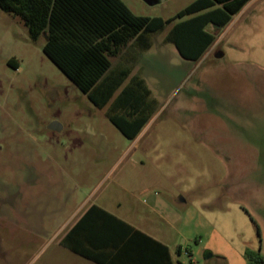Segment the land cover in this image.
Segmentation results:
<instances>
[{"label":"rangeland","instance_id":"obj_1","mask_svg":"<svg viewBox=\"0 0 264 264\" xmlns=\"http://www.w3.org/2000/svg\"><path fill=\"white\" fill-rule=\"evenodd\" d=\"M121 1L163 19L190 4ZM169 29L135 52L157 106L128 140L45 56L46 33L34 42L0 10V264H58L89 205L164 242L172 264H264V0L198 62L164 43Z\"/></svg>","mask_w":264,"mask_h":264},{"label":"trees","instance_id":"obj_2","mask_svg":"<svg viewBox=\"0 0 264 264\" xmlns=\"http://www.w3.org/2000/svg\"><path fill=\"white\" fill-rule=\"evenodd\" d=\"M247 1L217 7L213 0H195L170 19L136 16L121 0H0V10L18 16L32 41L46 33L45 56L96 108L106 109V118L124 137L134 140L150 121L157 101L146 81L132 76L131 66L114 70L112 60L128 47L150 50L153 36L170 26L164 43L173 44L183 60L198 62L216 43L208 27L224 28ZM96 213L103 215L102 223L87 229V219ZM82 231L86 241L76 243L73 238ZM257 233L261 236L258 226ZM136 244L172 264L167 246L97 205L90 206L62 242L96 264H121Z\"/></svg>","mask_w":264,"mask_h":264},{"label":"crops","instance_id":"obj_3","mask_svg":"<svg viewBox=\"0 0 264 264\" xmlns=\"http://www.w3.org/2000/svg\"><path fill=\"white\" fill-rule=\"evenodd\" d=\"M190 2L188 3H192L195 0H189ZM215 2V4L217 5V7H222L225 4L234 2L236 0H213ZM254 0H248L246 2V4L242 7V9L236 14L239 15L241 14L244 10H246V8L253 2ZM150 4L152 5H156L159 4L161 2V0H149ZM189 5V4H188ZM235 15V16H236ZM234 17V16H233ZM221 29H217L214 26H209L208 27V31L214 33L215 35L220 31ZM217 31V32H216ZM128 53L126 55V53L122 52V54H120V56H118L117 58H114L112 60V68L114 70H116L117 68L120 67H124V66H131V63L135 61V52L136 50L134 48L128 47ZM136 55L138 56V53L136 52ZM144 79V78H143ZM145 80V79H144ZM144 129V128H143ZM143 131V130H142ZM141 131V132H142ZM141 134V133H140ZM139 134V135H140ZM139 135L137 136V138L139 137ZM136 138V139H137ZM135 140V139H134ZM89 205L87 207H77L74 212L72 213L71 217L68 219V224H67V228L65 229V231L58 237V246L69 252L70 255H61L60 261L58 264H96L95 262L88 260L78 254H75L71 251H69L68 249H66L63 245L62 242L64 240V238L66 237V235L68 234V232L84 217V215L87 213V211L90 209ZM102 210L108 212L109 214L117 217L118 219L126 222L127 224L131 225L132 227H134L135 229L141 231L142 233L148 235L149 237L153 238L154 240L162 243L163 245L167 246L164 242L158 240L157 238L151 236L150 234L142 231L141 229H139L136 226H133L130 222L126 221L125 219H123L122 217L114 214L113 212H111L110 210H107L103 207H100ZM102 218L103 215L96 213V215H93L91 217H89V219H87V222L85 223V227L88 229L89 227H95V226H100V224L102 223ZM80 235L75 236L73 238V240L76 243H85L86 241V232L82 231L81 233H79ZM133 248L135 249V251L132 254L129 255H125L121 260V264H165V259L162 256L157 255L154 252L151 251H147L144 252L143 247L141 248L140 245H132ZM168 247V246H167ZM171 256V253H170ZM171 261H172V257H171Z\"/></svg>","mask_w":264,"mask_h":264},{"label":"water","instance_id":"obj_4","mask_svg":"<svg viewBox=\"0 0 264 264\" xmlns=\"http://www.w3.org/2000/svg\"><path fill=\"white\" fill-rule=\"evenodd\" d=\"M147 1H149V0H147ZM58 125L56 124V123H53L52 125H51V129H56V127H57Z\"/></svg>","mask_w":264,"mask_h":264}]
</instances>
